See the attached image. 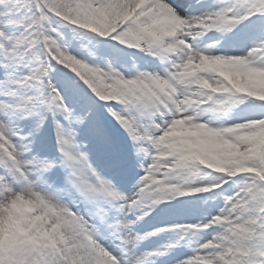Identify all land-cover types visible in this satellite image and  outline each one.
Instances as JSON below:
<instances>
[{
  "label": "snow or ice",
  "instance_id": "1",
  "mask_svg": "<svg viewBox=\"0 0 264 264\" xmlns=\"http://www.w3.org/2000/svg\"><path fill=\"white\" fill-rule=\"evenodd\" d=\"M0 264H264V0H0Z\"/></svg>",
  "mask_w": 264,
  "mask_h": 264
}]
</instances>
